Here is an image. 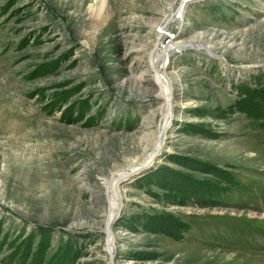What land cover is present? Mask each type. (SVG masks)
Returning a JSON list of instances; mask_svg holds the SVG:
<instances>
[{
    "label": "rangeland",
    "instance_id": "rangeland-1",
    "mask_svg": "<svg viewBox=\"0 0 264 264\" xmlns=\"http://www.w3.org/2000/svg\"><path fill=\"white\" fill-rule=\"evenodd\" d=\"M182 1L0 0V264H264V0Z\"/></svg>",
    "mask_w": 264,
    "mask_h": 264
},
{
    "label": "bare ground",
    "instance_id": "bare-ground-1",
    "mask_svg": "<svg viewBox=\"0 0 264 264\" xmlns=\"http://www.w3.org/2000/svg\"><path fill=\"white\" fill-rule=\"evenodd\" d=\"M195 1L199 0H183L180 4L178 11L175 12L173 16L171 15V20L177 21L180 25L183 24L188 4ZM158 33L159 34L157 35L156 50L154 57L161 61L160 67L155 68L153 63L150 64V66L154 70V75L152 76L151 82L153 84V87L159 91L160 95H162V104L160 105L162 115L160 124L158 125V129L156 132L157 140L155 143V149L154 152L148 157H146L144 161H141L140 163L138 162L136 165L134 164V166L130 169L129 172L118 176L113 180L114 189L118 193L121 192V185L124 184L126 181L130 180L131 176H133L134 174L141 173L143 170L151 167L156 163L157 157L165 148H167L166 141L171 136V124L174 118L176 117V114L179 112L175 107V103L173 101V91L165 89L164 87V79L168 77L167 68L170 64V58L174 57L176 53H179L185 48L189 47V45H184L183 43L178 41V32L172 34L169 31L161 30ZM111 223L112 219H109L107 223V229L110 235V239L108 240V242L112 244L113 238L112 234H110L109 231Z\"/></svg>",
    "mask_w": 264,
    "mask_h": 264
},
{
    "label": "water",
    "instance_id": "water-1",
    "mask_svg": "<svg viewBox=\"0 0 264 264\" xmlns=\"http://www.w3.org/2000/svg\"><path fill=\"white\" fill-rule=\"evenodd\" d=\"M164 22H167V20L166 21H164ZM164 24V23H163ZM162 24V25H163ZM165 25V24H164ZM228 67H230V68H232L231 66H228ZM261 68H262V70H264V66H260ZM257 68V67H256ZM255 68V69H256ZM234 69V68H233ZM237 70H242V71H253V68L252 67H238V68H236Z\"/></svg>",
    "mask_w": 264,
    "mask_h": 264
},
{
    "label": "trees",
    "instance_id": "trees-1",
    "mask_svg": "<svg viewBox=\"0 0 264 264\" xmlns=\"http://www.w3.org/2000/svg\"><path fill=\"white\" fill-rule=\"evenodd\" d=\"M251 99H253L254 100V98L252 97ZM249 104H251V103H249ZM255 105H256V103H254ZM253 105V104H252Z\"/></svg>",
    "mask_w": 264,
    "mask_h": 264
}]
</instances>
